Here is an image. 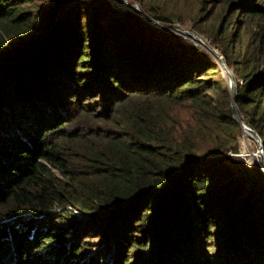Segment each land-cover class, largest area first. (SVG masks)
I'll return each instance as SVG.
<instances>
[{"label": "trees", "instance_id": "16d2710c", "mask_svg": "<svg viewBox=\"0 0 264 264\" xmlns=\"http://www.w3.org/2000/svg\"><path fill=\"white\" fill-rule=\"evenodd\" d=\"M0 0V264H264V0Z\"/></svg>", "mask_w": 264, "mask_h": 264}, {"label": "water", "instance_id": "95a60500", "mask_svg": "<svg viewBox=\"0 0 264 264\" xmlns=\"http://www.w3.org/2000/svg\"><path fill=\"white\" fill-rule=\"evenodd\" d=\"M111 4L114 6V7H117V8H121V7H118L116 4H114L113 2H111ZM121 9H124V8H121ZM132 9L134 10L135 13H137L142 19H144L146 22L154 25L155 27L159 28L160 30H163V31H168V32H177V29H171V28H168L166 26H164L163 24L161 23H157L158 21H156L155 19L149 17V16H146L144 15L141 10L138 8V6L135 4ZM180 32H188L191 36V40L193 42H195L196 44L200 45L201 47H203L215 60L216 62L218 63L219 67L221 68L222 72L227 76L228 78V88L230 90V93L232 95L233 93V87H234V81H233V76L230 72V70L226 67V64L224 63L222 57L220 54H218L213 48H211L208 44H206L204 42V40L198 35L196 34L195 32H191V31H186V30H178ZM232 113H233V119L236 120V122H238V124L240 125L242 131L245 130L247 131L256 141V143L258 145H261V142H260V139H259V136L258 134L251 128L249 127L247 124H245L244 122H242L238 116V113H237V110H236V107H235V102L234 100L232 101ZM258 165L260 167L264 166V158H263V155H259L258 156Z\"/></svg>", "mask_w": 264, "mask_h": 264}, {"label": "rangeland", "instance_id": "374dc122", "mask_svg": "<svg viewBox=\"0 0 264 264\" xmlns=\"http://www.w3.org/2000/svg\"><path fill=\"white\" fill-rule=\"evenodd\" d=\"M130 3H132V4H136L137 6H138V8L141 10L142 9V7H141V5H140V2H138V1H134V2H130ZM117 8V7H116ZM119 9H121V8H119ZM126 9H130L131 11H133L134 12V10L132 9V8H126ZM141 12H142V10H141ZM143 13V12H142ZM144 15H146V16H149V15H147V14H145V13H143ZM149 17H151V16H149ZM151 18H153V17H151ZM153 19H155V18H153ZM156 20V19H155ZM157 21V20H156ZM157 23H160V22H157ZM161 24H163V23H161ZM163 25H165V24H163ZM185 25V27H186V24H184ZM169 27V26H168ZM184 26H179V28L180 29H183V30H188L187 28H185ZM189 31V30H188ZM191 32H193V31H191ZM197 34V33H196ZM180 35V34H179ZM203 40H204V42L206 43V44H208V39L207 38H205L203 35H201V34H198ZM182 36V35H181ZM192 41V40H191ZM195 43V42H194ZM198 45V44H197ZM209 45V44H208ZM210 46V45H209ZM211 47V46H210ZM213 48V47H212ZM214 50H215V48H213ZM218 53V52H217ZM220 68V67H219ZM228 68V67H227ZM229 69V68H228ZM220 70H221V68H220ZM230 70V69H229ZM230 72H231V74H232V76H233V73H232V71L230 70ZM221 73H222V75L224 76V78H225V82H226V86H227V88H228V78H227V76L222 72V70H221ZM228 90H229V88H228ZM229 92H230V90H229ZM240 129H241V127H240ZM238 146H239V152H238V156H240L241 158H243V159H245V162L247 163V164H251V163H254V164H256V165H258V156L259 155H263V152H262V148H261V145H258L257 143H256V141H255V139L252 137V136H250V134H247V135H243V131H242V129L240 130V134H239V137H238ZM260 146V147H259ZM254 154V155H253ZM264 158V157H263ZM259 166V165H258ZM260 167V166H259ZM261 169H262V171L264 172V166H262V167H260Z\"/></svg>", "mask_w": 264, "mask_h": 264}, {"label": "built area", "instance_id": "2783aa9c", "mask_svg": "<svg viewBox=\"0 0 264 264\" xmlns=\"http://www.w3.org/2000/svg\"><path fill=\"white\" fill-rule=\"evenodd\" d=\"M109 1L113 2L118 7H121V8H124V9L132 8L135 5V4L130 3L129 0H109ZM164 26L168 27L167 25H164ZM179 26H180L179 22L175 21V22H173V27H168V28L177 29V32H175V33L180 34L183 37L188 38V39L191 40V36H190V34L188 32H180V31H178V30H183V29H180ZM186 31H188V30H186ZM215 51L217 52L216 49H215Z\"/></svg>", "mask_w": 264, "mask_h": 264}, {"label": "bare ground", "instance_id": "6f19581e", "mask_svg": "<svg viewBox=\"0 0 264 264\" xmlns=\"http://www.w3.org/2000/svg\"><path fill=\"white\" fill-rule=\"evenodd\" d=\"M247 134H249L247 131H245V130H243V135L245 136V135H247ZM251 136V135H250ZM254 155V154H253Z\"/></svg>", "mask_w": 264, "mask_h": 264}]
</instances>
